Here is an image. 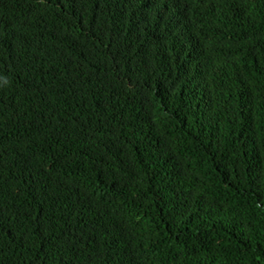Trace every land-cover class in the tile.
I'll list each match as a JSON object with an SVG mask.
<instances>
[{"label":"trees","instance_id":"1","mask_svg":"<svg viewBox=\"0 0 264 264\" xmlns=\"http://www.w3.org/2000/svg\"><path fill=\"white\" fill-rule=\"evenodd\" d=\"M0 264H264V0H0Z\"/></svg>","mask_w":264,"mask_h":264}]
</instances>
